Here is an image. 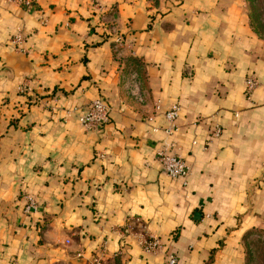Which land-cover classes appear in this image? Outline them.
Returning <instances> with one entry per match:
<instances>
[{"label": "crops", "instance_id": "crops-1", "mask_svg": "<svg viewBox=\"0 0 264 264\" xmlns=\"http://www.w3.org/2000/svg\"><path fill=\"white\" fill-rule=\"evenodd\" d=\"M97 1L0 0V264H244L264 229V39L247 0ZM97 97L109 121L85 130ZM151 235L163 251H142Z\"/></svg>", "mask_w": 264, "mask_h": 264}, {"label": "built area", "instance_id": "built-area-1", "mask_svg": "<svg viewBox=\"0 0 264 264\" xmlns=\"http://www.w3.org/2000/svg\"><path fill=\"white\" fill-rule=\"evenodd\" d=\"M95 7L100 9L99 3L97 0H92ZM22 4L26 7H31L36 2V0H20ZM22 41V36L20 33H17L10 39V43L14 46H18ZM258 82L253 76H248L245 79V90L252 91ZM23 89V88H22ZM154 110L160 111L161 107L159 102L154 104ZM179 106L175 103L171 104L165 111L164 116L167 120V126L163 128L164 132L168 135H171L176 129V119L178 117ZM110 107L101 97L92 99L87 107L85 112L80 117V123L85 130H99L109 121ZM219 134V130L214 131V136ZM157 159L164 173L172 178H180L183 184H186L187 177L189 174L188 165L185 160L178 155L177 153L167 151L165 148H160L157 150ZM27 205L26 211L30 209H36V202L29 196H27ZM142 251L145 254H155L163 251L164 244L156 236H150L146 239L140 241ZM166 252V251H165ZM166 256L169 264L176 263V257L171 252H166Z\"/></svg>", "mask_w": 264, "mask_h": 264}, {"label": "rangeland", "instance_id": "rangeland-1", "mask_svg": "<svg viewBox=\"0 0 264 264\" xmlns=\"http://www.w3.org/2000/svg\"><path fill=\"white\" fill-rule=\"evenodd\" d=\"M248 2L255 31L264 39V0ZM244 264H264V234L255 231L243 240Z\"/></svg>", "mask_w": 264, "mask_h": 264}, {"label": "trees", "instance_id": "trees-1", "mask_svg": "<svg viewBox=\"0 0 264 264\" xmlns=\"http://www.w3.org/2000/svg\"><path fill=\"white\" fill-rule=\"evenodd\" d=\"M248 1H249V2H252V0H248ZM249 18H250L251 26H252V28H253L254 31H255V26H254V24H253V21L251 20V19H253V15L250 14V13H249ZM255 32H256V31H255ZM254 232H255V231H254ZM258 232L264 234V229H260ZM251 233H253V232H249L248 234H246L245 237H244V239H245L248 235H250Z\"/></svg>", "mask_w": 264, "mask_h": 264}]
</instances>
